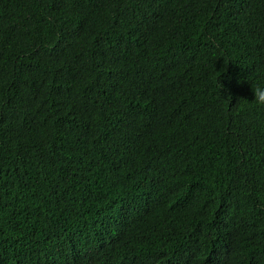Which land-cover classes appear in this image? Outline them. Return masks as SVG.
<instances>
[{
	"label": "trees",
	"instance_id": "trees-1",
	"mask_svg": "<svg viewBox=\"0 0 264 264\" xmlns=\"http://www.w3.org/2000/svg\"><path fill=\"white\" fill-rule=\"evenodd\" d=\"M257 84L264 0H0V264H264Z\"/></svg>",
	"mask_w": 264,
	"mask_h": 264
},
{
	"label": "clouds",
	"instance_id": "clouds-1",
	"mask_svg": "<svg viewBox=\"0 0 264 264\" xmlns=\"http://www.w3.org/2000/svg\"><path fill=\"white\" fill-rule=\"evenodd\" d=\"M252 91L254 93L255 102L257 104L264 105V85L257 84ZM113 237L108 242L111 247L113 246ZM142 252L148 256L150 264H173L172 257L168 260L159 259L157 245L144 243L142 238H136L128 243H125V245L120 248L118 253L114 254V259L120 264H130L134 260L135 256ZM174 264H185L183 257L181 262H176Z\"/></svg>",
	"mask_w": 264,
	"mask_h": 264
}]
</instances>
